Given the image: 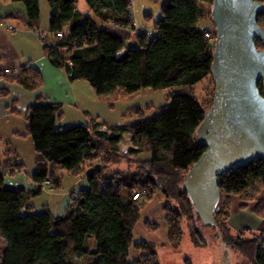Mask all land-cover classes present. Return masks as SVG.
Instances as JSON below:
<instances>
[{
    "label": "trees",
    "instance_id": "obj_1",
    "mask_svg": "<svg viewBox=\"0 0 264 264\" xmlns=\"http://www.w3.org/2000/svg\"><path fill=\"white\" fill-rule=\"evenodd\" d=\"M12 1L25 5L26 23L38 31L40 0ZM85 1L94 18L83 17L77 0H47L52 42L44 49L50 62L64 69L72 81L88 82L99 97L134 94L145 88L176 89L178 94L170 97V105L161 114L131 125L94 120L91 125L62 128L58 126L63 116L61 104L32 107L28 135L41 156L33 177L36 187L5 186L9 176L6 170H11V176L22 171L23 164L15 162L17 154L10 152L14 159L0 164V233L7 245L0 264H161L155 245L134 244L140 214L159 191L168 201L165 210L171 247L180 249L185 219L192 243L196 247L207 244L199 230L201 220L183 184L190 169L207 151L199 142L197 130L210 108L194 95L193 89L212 78L217 35L214 30L213 41H209L201 31L206 27L201 5L210 7V23L214 26V0H164L152 36L135 29L131 0ZM256 1L264 8V0ZM258 25L264 30V10ZM131 40L135 44L129 46ZM256 43L264 51V41ZM23 76L21 72L14 81ZM29 78L33 85L38 83L32 75L24 79L25 85L30 87L26 83ZM259 89L264 97L262 81ZM102 126L111 134L100 131ZM125 134L131 136L134 147L128 160L117 155ZM140 154H150V158L133 159ZM95 160H101V164L85 171L86 164ZM122 163L130 168L113 169ZM134 164L137 169L131 168ZM57 169L84 175L88 188L72 194L71 205L60 217H55L47 206L42 213H32L30 201L42 194L45 182L54 190L61 187L54 173ZM261 187L263 160H253L219 178L220 201L213 227L219 231L223 245L244 259L240 264H264V240L262 234L245 238L232 233L228 224L231 196L248 203ZM136 194L140 200H134ZM173 203L178 204L177 208L171 207ZM147 226L149 230L159 227L149 222ZM132 246L144 252L140 259H130Z\"/></svg>",
    "mask_w": 264,
    "mask_h": 264
},
{
    "label": "crops",
    "instance_id": "obj_2",
    "mask_svg": "<svg viewBox=\"0 0 264 264\" xmlns=\"http://www.w3.org/2000/svg\"><path fill=\"white\" fill-rule=\"evenodd\" d=\"M25 13L26 8L23 3L0 0V73L6 69L15 71L13 77L0 81V164L3 165L10 162L12 158L14 159V156L10 154L11 152L17 154L15 162L23 164L22 171L25 167L36 171V162L41 156L37 153L33 140L28 135V113L32 107L49 103L61 104L63 116L58 124L62 128L77 125L87 126L91 125L94 120L109 125H118V122L112 120L107 111H103L100 106L103 103L90 101L93 98L92 94L89 99H84L85 96L82 95V91L76 88L77 85L87 87L84 83L72 81L70 75L64 69L57 68L50 62L37 30L27 25ZM49 19L50 13L47 22H45L41 10L38 31L49 33ZM10 27L13 29H10ZM21 72L24 73V76L14 81ZM32 75L37 78L38 83L33 85V80L29 78L26 81L30 85L29 87L24 84V79ZM99 98L101 101V97ZM20 172L12 174L15 178L10 181L11 185L17 188H22L18 186H24L25 189L36 187L33 177L29 174L25 173L26 179L22 174L16 176V173ZM87 188L88 182L80 177L78 183L73 185L69 195L56 201L54 207L44 204L42 208L47 206L55 217H60L71 205V194L79 193ZM158 196L160 195L158 194L155 197ZM259 198L264 201V191ZM31 201L30 204L32 205ZM32 206L34 208V205ZM255 207V203H244L239 196H231L228 224L235 235L250 234L252 236L258 233L264 236V217H260L254 211ZM155 209L154 205L148 206L141 212L140 220L134 229V244L148 242L154 244L157 251L160 249L167 250V247H169L168 229L162 227L164 224L162 225L160 222L161 214H157V212L155 214L154 212L157 211ZM262 209L264 211V208ZM151 210L153 213L149 214ZM147 221L151 224L158 223L160 226L162 225L163 235H158L161 232L160 229L156 232H150L148 230L143 231L139 227L137 232L139 224L143 223V227H145ZM183 245H186V243L183 242ZM143 255L144 252L136 250L133 246L131 247V260L140 259ZM186 261L188 264H193V261L189 259H186Z\"/></svg>",
    "mask_w": 264,
    "mask_h": 264
},
{
    "label": "water",
    "instance_id": "obj_3",
    "mask_svg": "<svg viewBox=\"0 0 264 264\" xmlns=\"http://www.w3.org/2000/svg\"><path fill=\"white\" fill-rule=\"evenodd\" d=\"M263 4L256 0H214L212 20L216 45L211 66L215 84L212 107L197 130L207 151L190 169L183 184L205 226L215 225L220 201L219 178L264 161V41L258 25Z\"/></svg>",
    "mask_w": 264,
    "mask_h": 264
},
{
    "label": "rangeland",
    "instance_id": "obj_4",
    "mask_svg": "<svg viewBox=\"0 0 264 264\" xmlns=\"http://www.w3.org/2000/svg\"><path fill=\"white\" fill-rule=\"evenodd\" d=\"M47 3H48L47 0H42V3L40 0V5H41L40 7L43 12V17L45 22H47L50 13ZM131 3H132L131 13H132V19L135 29L137 31H143L147 33L149 36H152L155 32L154 24L160 19L161 8L164 5L165 1L158 0L157 2H154L152 0H131ZM77 6H78V10L83 15V17L90 16L94 18V14L86 4L85 0H77ZM201 8L205 17L203 25L208 27L210 30L214 31L215 27L210 23V17H209L210 7L207 5H201ZM147 14H152V18L150 15V20H148ZM134 44H135L134 40L128 42L129 46H132ZM5 80H7V78H5ZM77 82L84 83V85L87 86V87L79 86V85L76 86L77 90L82 91V95L85 96L84 99H89L92 94L93 98L90 101L92 102L97 101L98 103H103L100 105L103 111L104 112L107 111L108 116L115 122H118V125H131L141 120L153 118L161 114L164 108L170 105V97L172 95L178 94V91L176 89L155 91L153 89L145 88L134 94H127L121 92L119 94L105 95V97H101V101H102L101 102L99 96L95 94L93 88L90 86L88 82L83 80L82 81L79 80ZM214 91H215V84L212 78H208L204 80L202 83L198 84L193 89L194 95L201 101L205 102L208 108H211L213 105ZM58 126L60 127L59 124ZM102 130L104 129L102 128ZM133 150L134 147L131 141V136L129 134H125L119 145V152L117 154L118 158H122L123 160L131 159V154H132L131 152ZM148 158H150V154H140L139 156L133 157V159H140V160L142 159L144 160ZM100 164H101V160H95L90 163H87L85 166V171H89L92 168L99 166ZM128 168L130 167L126 163L113 166V169L119 171H124L127 170ZM131 168L137 169V165L134 164ZM28 169H29L28 167H25V169L22 172L16 173V176L22 174L23 177L26 179L25 173H27L31 177H34L36 171H34L33 169L32 170L30 169L28 170ZM54 173L56 177L60 179L61 187L59 189L54 190L52 189L51 185H47V186L45 185V187L42 188V194L32 198L31 203L32 205H34V208L31 209L32 213L34 214L42 213L43 212L42 206L44 204H49L51 207H54L56 201H59L62 198L64 199L66 195H69V193L73 189V185L78 183L80 177L84 179V175L81 174L73 175L65 170L57 169L54 171ZM14 178L15 177L13 176L7 177L5 180V186L10 188H17L11 185L10 183V181ZM18 187L25 188L24 186H18ZM263 191H264V187H261L255 199L250 200L251 202H249L256 204L254 211H256V213L260 217H264V213L262 212V208H264V201L260 200L259 198L263 193ZM158 194L160 196L155 197ZM166 199L167 198L164 196L162 192L160 191L157 192L153 196L152 200L149 201L148 204L145 206L143 211L148 206L151 207L154 205V208H156L155 210H157L154 213L156 214L157 212V214L158 213L161 214L160 222L162 223V225L164 224L163 226L162 225L161 226L167 227L168 229V224L166 220L167 212L165 210L168 201ZM240 200L243 201L241 198ZM177 205L178 204L173 203L171 207L173 206L177 208ZM151 213H153L152 210L149 212V214ZM147 223L148 221L145 223V227H143L144 226L143 223H140L139 226L137 227V232L139 230V227L143 231L148 230L150 232H156L160 229L161 232H159L158 235H163L164 230L161 229L162 227L158 223H153L159 226L157 230H149ZM183 225L185 229V235H184L185 240H183V242L186 243V245H183L182 242V245L180 247V249L181 248L182 249L181 250L179 249L180 251L177 252L178 250L173 249L170 245L171 243L169 240V233H168L169 247H167V250L165 249L158 250L161 264H188L186 259L193 261V264H240L244 261V259L241 257V255L238 252L232 249H228L226 246L223 245L221 239L218 236L219 231L215 229L213 226H205L202 222H199L198 224L199 230L203 232L207 240L206 246L201 248V247H196L192 243L186 219L183 221ZM232 233L234 234L233 231ZM248 235L250 234L247 235L244 234L243 236H245V238L252 237L251 235L250 236ZM257 235L260 234L257 233ZM262 238L264 240V236H262ZM262 243L264 245V241ZM6 246H7L6 242L0 233V260H1V254L3 250L6 248Z\"/></svg>",
    "mask_w": 264,
    "mask_h": 264
},
{
    "label": "built area",
    "instance_id": "obj_5",
    "mask_svg": "<svg viewBox=\"0 0 264 264\" xmlns=\"http://www.w3.org/2000/svg\"><path fill=\"white\" fill-rule=\"evenodd\" d=\"M10 29H13L12 27H10ZM201 31L205 34V37L209 40V41H213V31L210 30L208 27H203L201 28ZM37 34L39 35L43 45H50L51 42H52V37L50 36L49 33H44V32H40V31H37ZM58 37L59 38H62L63 37V34H58ZM15 75V71L12 70V69H6L4 70L2 73H0V81L2 80H5V78H9V77H13ZM102 128L104 130H102ZM100 131H103L105 133H109L111 134V132L107 129V127H101L100 128ZM11 171L10 170H6V176L10 175ZM45 185H50L49 182H45L44 183V187ZM134 200H140L141 199V196L139 194H136L134 197Z\"/></svg>",
    "mask_w": 264,
    "mask_h": 264
}]
</instances>
